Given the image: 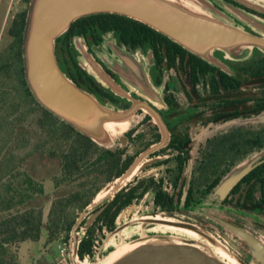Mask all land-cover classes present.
Segmentation results:
<instances>
[{
	"label": "flooded vegetation",
	"instance_id": "af4514ba",
	"mask_svg": "<svg viewBox=\"0 0 264 264\" xmlns=\"http://www.w3.org/2000/svg\"><path fill=\"white\" fill-rule=\"evenodd\" d=\"M210 1L235 27L264 40L257 29L225 7L249 12L264 27L263 12L236 0ZM98 36L74 38L77 66L73 61L69 66L61 59L58 62L67 77L103 105L120 111L136 108L116 147L98 144L112 151L124 150L129 169L136 165L135 176L126 187L131 203L123 210H130V214L122 224L135 228L148 219L183 221L217 243L207 245L224 263L264 264V46L254 47L251 55L239 59L215 49L210 62L179 44L154 37L125 42L121 31L116 30L100 31ZM76 39L84 40L112 82L139 102L118 97L96 80L79 62ZM95 49L106 53L110 62L119 60L117 50L145 61L143 66L155 86L157 100L131 92L123 77L107 66ZM240 173L232 188L220 195V186ZM91 210L83 211L80 218L85 214L87 220L103 211ZM118 224L117 228L121 226ZM156 227L161 228L148 223L146 231L158 233ZM104 233L106 240V226ZM85 260L89 258L79 259L82 263ZM95 260L96 256L90 262Z\"/></svg>",
	"mask_w": 264,
	"mask_h": 264
},
{
	"label": "trees",
	"instance_id": "16d2710c",
	"mask_svg": "<svg viewBox=\"0 0 264 264\" xmlns=\"http://www.w3.org/2000/svg\"><path fill=\"white\" fill-rule=\"evenodd\" d=\"M27 2L30 5L31 0ZM27 14L28 8L13 18L8 30L11 42L0 51V264H22L21 244L38 242L44 230L48 243L62 241L73 252L71 239L76 225L77 257L92 260L105 239L104 227L109 234L113 233L121 213L131 203L126 191L128 184L102 204L90 206L108 184L127 172L130 161L124 158V150L101 148L34 98L25 80L22 50ZM112 30L121 31L125 42L154 37L180 47L165 35L127 17L97 14L75 21L57 39V60L68 66L73 61L77 66L74 38L95 37L100 31ZM44 157L59 164V173L51 180L55 185L51 196L45 192L46 181L31 173L29 167L31 160ZM48 203L51 205L45 219ZM86 209L103 211L92 223L89 218L78 223Z\"/></svg>",
	"mask_w": 264,
	"mask_h": 264
},
{
	"label": "water",
	"instance_id": "95a60500",
	"mask_svg": "<svg viewBox=\"0 0 264 264\" xmlns=\"http://www.w3.org/2000/svg\"><path fill=\"white\" fill-rule=\"evenodd\" d=\"M97 14H115L142 23L210 62H213L215 49L223 50L231 57L239 59L251 55L250 51L252 52L254 47L264 46V40L235 27L208 0H31L22 48L25 80L29 89L44 109L107 148L111 147L112 135L123 133L128 128L136 108L117 111L103 105L94 95L81 89L63 73L56 56L57 39L66 33L75 21ZM79 43L86 47L84 40H75L78 48ZM126 53L128 52L117 50V65L122 66L123 63L127 68H134L132 73L143 75L142 63L138 60V64ZM86 54L91 60L92 72L98 76V81L104 86L113 83L102 67L95 64L90 53ZM107 59L108 62L111 61L110 57ZM135 170L136 165L113 182L106 193L98 195V200L90 207L112 198L131 182ZM242 173L234 175L222 184L218 193L222 196L226 194ZM99 214L100 212L91 216L89 223ZM129 214L130 210L122 213L118 220L121 226L112 233H116L115 236L110 234L109 237L115 238L120 231L128 228V224L122 223ZM148 223L160 225L162 229L159 231L163 234H148ZM76 228L77 225L72 233L75 242L71 241V259L73 256L77 258L79 238ZM141 229L146 234L128 246L110 253L105 264H226L207 245L211 243L216 246L217 243L203 230L191 224L148 219L144 221ZM175 231L184 232L189 238L174 237L171 233ZM250 243L253 247L256 246L251 241Z\"/></svg>",
	"mask_w": 264,
	"mask_h": 264
},
{
	"label": "rangeland",
	"instance_id": "374dc122",
	"mask_svg": "<svg viewBox=\"0 0 264 264\" xmlns=\"http://www.w3.org/2000/svg\"><path fill=\"white\" fill-rule=\"evenodd\" d=\"M208 1L211 3L210 0ZM236 1L244 6H247L256 11L264 13V0H236ZM26 8H29V4L27 0H0V51L6 49L7 45L11 42V38L8 35V30L11 26V22L13 18L18 13H20L22 10ZM225 8L228 11H232L236 17L240 18L241 21L252 25L254 29H257V31H259L262 35H264V27L260 26V23H262L260 19L256 18L254 15L250 14L249 12L241 8H235V10H232L229 7H225ZM75 48L78 51V55H79L78 59L81 65L87 71L89 72L91 71L90 72L91 75L96 80H98L96 78L97 75L94 72H92L93 69L91 67V60L86 54L88 52L86 47H84L82 44L79 43V48L76 45H75ZM94 51H96L98 56L106 62L107 66L111 67L113 70L118 72L123 77L126 87L129 88L131 92L137 93L139 97H142V98L155 100V101L157 100V97L154 95L155 86L153 85L150 79V76L148 72L146 71L145 67L142 70L143 75H136L134 72L133 73L131 72V70L134 69L133 67H130V68L128 67L129 68L128 69L126 66H124L123 63H122V66H119L117 65L115 60H113L112 62H108L107 61L108 59L105 58L106 53L104 55L101 54L102 53L101 49H95ZM119 51L123 52V50H119ZM126 54H128L131 57V59H133L139 64L138 62L139 58H137L135 55L130 54L129 52ZM250 54H251V51H250ZM95 64L98 66H101L96 61H95ZM145 64H146L145 61L142 62V65L145 66ZM106 75L110 78V76L107 73ZM105 87H108L113 92V94L117 95L118 97L127 99L130 102H133L134 104L139 102L131 95L130 92H128L125 88H122L121 85L117 84L116 82L107 84L105 85ZM117 111H120V110H117ZM130 124L131 122L129 123L128 127L130 126ZM122 134L123 133L112 135L113 142L110 144L111 147H116L118 145L117 141L119 138H121ZM29 167H30L31 173L35 174V176L38 177L40 180L46 181L44 185L45 192L46 194L51 196L55 190V185L51 180L53 176L59 173L58 162L51 158H45V157L42 159L37 158V159L30 161ZM134 172L136 173V170ZM112 185H113L112 183L107 185L98 195L104 192L106 193L107 188ZM98 195L96 196L93 204L98 200ZM50 205H51L50 203L45 205V211H44L45 219L47 218ZM159 229H162V228L156 227V230H158V234H163L161 231H159ZM144 234L146 233L141 229V225L135 228L128 227L124 231L122 232L120 231V233H118V235L115 238L109 237L110 235L109 234L107 239L104 240L103 244L101 245V249H100L101 253L96 255L95 262H92V261L90 262V260H85L86 263H82L81 261L77 262V259L75 257L72 258L73 260L70 258V254L73 253L70 250V248H69V257L68 258L66 257L67 260L62 262L61 249L63 248L64 243L62 241L48 243L47 232L44 230L42 232L41 239L38 242H24L21 244L20 250H19V257H20L22 264H105L106 261L108 260L110 253H113L120 248L128 246L130 243L135 241V239L143 236ZM171 234L174 237L189 238L188 235L184 232L175 231V232H172ZM111 235L115 236L116 233L114 234L111 233Z\"/></svg>",
	"mask_w": 264,
	"mask_h": 264
},
{
	"label": "built area",
	"instance_id": "2783aa9c",
	"mask_svg": "<svg viewBox=\"0 0 264 264\" xmlns=\"http://www.w3.org/2000/svg\"><path fill=\"white\" fill-rule=\"evenodd\" d=\"M61 257H62V262L66 261L67 258L69 257V246H68V244H63V248L61 249Z\"/></svg>",
	"mask_w": 264,
	"mask_h": 264
},
{
	"label": "crops",
	"instance_id": "0c3cea01",
	"mask_svg": "<svg viewBox=\"0 0 264 264\" xmlns=\"http://www.w3.org/2000/svg\"><path fill=\"white\" fill-rule=\"evenodd\" d=\"M95 204V203H94ZM20 250V249H19ZM75 256H73V258H74ZM77 259V262L79 261V259L78 258H76ZM73 260V259H72ZM86 263V262H85Z\"/></svg>",
	"mask_w": 264,
	"mask_h": 264
}]
</instances>
